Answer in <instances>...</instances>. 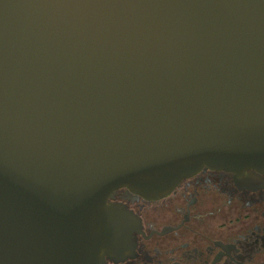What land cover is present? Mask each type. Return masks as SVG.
I'll list each match as a JSON object with an SVG mask.
<instances>
[{"label":"water","instance_id":"95a60500","mask_svg":"<svg viewBox=\"0 0 264 264\" xmlns=\"http://www.w3.org/2000/svg\"><path fill=\"white\" fill-rule=\"evenodd\" d=\"M264 174V0H0V264H105L126 187Z\"/></svg>","mask_w":264,"mask_h":264},{"label":"flooded vegetation","instance_id":"af4514ba","mask_svg":"<svg viewBox=\"0 0 264 264\" xmlns=\"http://www.w3.org/2000/svg\"><path fill=\"white\" fill-rule=\"evenodd\" d=\"M107 202L125 209L126 238L105 264H264V174L203 167L168 194L126 187Z\"/></svg>","mask_w":264,"mask_h":264}]
</instances>
